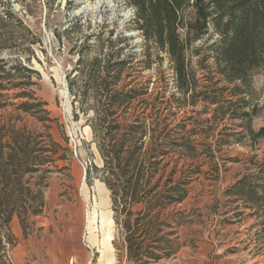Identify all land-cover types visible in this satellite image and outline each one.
Instances as JSON below:
<instances>
[{"label": "trees", "instance_id": "16d2710c", "mask_svg": "<svg viewBox=\"0 0 264 264\" xmlns=\"http://www.w3.org/2000/svg\"><path fill=\"white\" fill-rule=\"evenodd\" d=\"M127 3L134 10L129 23L142 38L140 55L124 53L129 40L125 36H110L101 56L81 54L78 97L81 105L92 98L88 125L103 160L101 168H94L110 191L125 256L134 264H154L177 253L180 230L190 216L178 206L202 171L199 166L186 168L185 160L213 155L212 148L198 146L196 137L207 132L199 125L229 117L225 129H251L255 104L245 83L250 54L239 49L245 43L242 11L251 6L264 16V0ZM27 35L29 29L14 12L0 13V110L14 106L49 121L46 103L30 88L38 73L25 63L31 50L23 47L39 40ZM149 70L154 75L140 81ZM199 103L204 106L198 116L209 112L211 117H183L186 107ZM190 122L197 126L188 128ZM35 140L30 132L0 124V264H11L7 252L16 241L14 216L26 229L30 217L43 212V191L33 189L27 178L47 161L43 154L48 150L37 148ZM225 196L241 203L235 208L237 216L244 208L260 219L264 235V160L255 171L239 176ZM139 205L142 208L135 210Z\"/></svg>", "mask_w": 264, "mask_h": 264}, {"label": "rangeland", "instance_id": "374dc122", "mask_svg": "<svg viewBox=\"0 0 264 264\" xmlns=\"http://www.w3.org/2000/svg\"><path fill=\"white\" fill-rule=\"evenodd\" d=\"M5 10L24 22L30 31L27 39L34 35L39 40L23 46L31 50L27 54L30 62L25 63L38 73L30 88L46 103L50 117L42 121L14 106L0 110L1 125L32 133L37 148L48 150L43 154L46 163L27 176L33 189L43 191V212L31 216L26 229L15 216L11 230L16 241L8 249L9 262L134 264L125 256L124 235L114 220L110 191L94 168H101L103 160L88 125L92 98L81 105L78 97L83 78L81 54L101 56L110 36L113 40L125 36L129 40L124 53L140 55L142 38L129 23L133 8L127 0H0V13ZM242 29L245 43L239 49L250 54L244 73L249 99L255 104L251 129L236 125L225 129L230 126L229 117L219 124L199 125L207 132L196 137L198 146L212 148L213 155L185 160L186 168L199 166L202 171L189 185L185 203L178 206L190 216L180 230L177 253L154 264H264L261 220L244 208L237 216L235 208L241 203L225 196L239 176L255 171L264 160V16L246 6ZM162 68H168L166 61ZM154 72H144L140 81ZM203 106L186 107L183 117H211L209 112L198 116ZM195 126L190 122L188 128Z\"/></svg>", "mask_w": 264, "mask_h": 264}, {"label": "crops", "instance_id": "0c3cea01", "mask_svg": "<svg viewBox=\"0 0 264 264\" xmlns=\"http://www.w3.org/2000/svg\"><path fill=\"white\" fill-rule=\"evenodd\" d=\"M14 218H15V216H14ZM14 218H13V220H14ZM13 220H12V221H13ZM18 220H19V218H18Z\"/></svg>", "mask_w": 264, "mask_h": 264}]
</instances>
